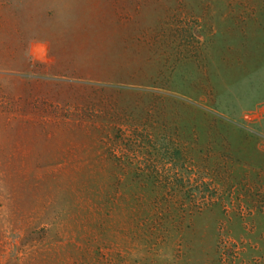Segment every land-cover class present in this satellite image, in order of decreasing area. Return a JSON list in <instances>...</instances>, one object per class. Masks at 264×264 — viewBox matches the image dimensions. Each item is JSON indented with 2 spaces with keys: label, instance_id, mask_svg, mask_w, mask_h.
I'll return each instance as SVG.
<instances>
[{
  "label": "rangeland",
  "instance_id": "rangeland-1",
  "mask_svg": "<svg viewBox=\"0 0 264 264\" xmlns=\"http://www.w3.org/2000/svg\"><path fill=\"white\" fill-rule=\"evenodd\" d=\"M121 3L142 87L2 123L0 264H264V0Z\"/></svg>",
  "mask_w": 264,
  "mask_h": 264
},
{
  "label": "crops",
  "instance_id": "crops-1",
  "mask_svg": "<svg viewBox=\"0 0 264 264\" xmlns=\"http://www.w3.org/2000/svg\"><path fill=\"white\" fill-rule=\"evenodd\" d=\"M15 1L0 8V135L4 121L29 118L34 104L39 112L84 109L97 91L146 81L121 59L138 47L122 0Z\"/></svg>",
  "mask_w": 264,
  "mask_h": 264
}]
</instances>
